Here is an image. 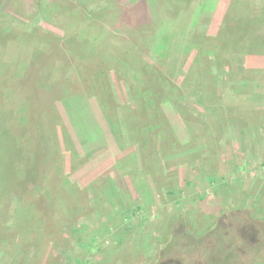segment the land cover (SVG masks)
Wrapping results in <instances>:
<instances>
[{"label":"rangeland","instance_id":"rangeland-1","mask_svg":"<svg viewBox=\"0 0 264 264\" xmlns=\"http://www.w3.org/2000/svg\"><path fill=\"white\" fill-rule=\"evenodd\" d=\"M147 1V12L160 16L159 4L153 0L155 6L149 10ZM230 2L215 0L205 10L208 22L201 27L203 32L217 33ZM245 2L251 16L264 11V0ZM136 4L134 0H0V32L12 28L25 32V39L35 34L39 48L46 49L44 56L38 54L44 61L40 67L38 55L31 56L34 44L24 45L26 51L11 41L0 48V109L14 113L10 118L3 115L4 125L11 132V121L23 124L24 115L30 129L17 164L22 183L12 184L6 198L12 212L3 210L8 204L0 198V264H152L175 235L184 247L188 243L197 248L196 264H264L263 255L260 258L239 236L255 241L253 221L261 222L257 231L264 233V50L245 55L243 62L259 70L248 74L247 80L259 97L198 99L194 83L189 87L181 83L192 51L180 52L170 65L149 66L167 97L160 105L161 122L139 104L148 100L139 95V70L150 58L136 29L141 18L133 10ZM186 20H176L174 27L181 31ZM69 33L88 41L91 50L82 52L102 53L104 61L84 69L71 66L65 46ZM61 55L66 62L56 61ZM213 55L206 60L208 67L211 64L213 71L228 77L227 58L216 66ZM11 58L19 64L29 61L18 64L20 72L6 79ZM53 59L55 72L44 64ZM102 71L108 75L106 84L92 75ZM245 76L239 75L235 82ZM144 121L153 125L159 121L162 132L149 128L139 134L138 124ZM112 123L119 127L117 135L111 133ZM21 131L28 130L18 126L16 132ZM155 132L162 134L153 137ZM44 136L50 145L59 143L55 162L63 183L54 187V193L62 203L73 191L65 205L74 209L75 203L69 221L78 228L77 236L68 221L60 224L57 218H44L46 225L34 217L41 207L52 206L36 189L42 182L37 157ZM162 137L172 143L162 142ZM71 147L77 155L69 151ZM25 207L34 213L30 225L20 220ZM77 238L91 243L83 247ZM197 239L203 242L199 247ZM169 253L159 264H180L184 251Z\"/></svg>","mask_w":264,"mask_h":264},{"label":"trees","instance_id":"trees-1","mask_svg":"<svg viewBox=\"0 0 264 264\" xmlns=\"http://www.w3.org/2000/svg\"><path fill=\"white\" fill-rule=\"evenodd\" d=\"M134 1L137 2V4L133 7L134 12H140L141 14L140 22L137 25L136 29L140 33L142 50H146L150 58V61L145 62L146 64H143V66L141 67V69H143L139 70V95L142 94V96L144 97L143 99L146 98L145 95H147L148 98L147 102H139L142 111H145L146 108H148L152 111L153 117L156 116V118H158L161 122L164 121L160 105L162 102L167 101V97L164 95V92L158 85V82L156 80L157 78H155L152 72L150 73L148 67H162L168 64L170 65L169 62H171V60H175L180 52H183L185 54L186 52L189 53L190 51L194 52V57L190 63L189 69L184 75L183 81L181 83L188 87L191 85V83H194L192 84V87H194V89L198 92L196 96L198 99H242L245 96L249 95L252 97L253 95L256 97L261 96L260 92L255 91L256 89L254 90L252 87H250L247 82L249 77L248 74L258 72L259 70L247 68L243 64V62L245 55L264 50V11L259 15L251 16L249 14L252 13H247L246 11L247 5H245V0H231L229 7L224 13L217 33L215 35H208L205 31L203 32L201 30V27L208 22L206 15H204L205 10L211 8L214 5L215 0H155L160 6V11H158V14L160 16H157V14L153 11H150V13L147 12V0ZM155 1L150 0L151 5L148 8L149 10L151 9V6L152 8L155 6ZM38 13H43V9H39ZM157 17L158 19L157 21H155ZM179 17H184L185 19H187L186 21H184V26L181 31H179L178 28L174 27V22L180 19ZM127 18H129V16H127L126 19ZM76 26L77 25H75V27ZM78 27L79 26H77L76 28ZM10 31L7 33L0 32L1 49L8 47L9 41H11L12 43H19V51L21 49H25V51L28 50V48H26L24 45L34 44L36 47H34L35 49L31 56L36 57L39 53H41V56L45 55L46 49L39 48V46L37 45V36L35 34H29L27 35L29 37H26L25 39V32L19 34L17 30L14 31L12 30V28H10ZM23 39H25V41ZM21 45H23L24 47H22ZM65 46L66 48L68 47V51H70L68 60L71 62V66L74 64L75 66L84 69L86 65L91 64L92 62L98 61L102 63V61H104L105 55H103L102 53L94 54L92 52H82L86 49L91 50V48L89 47L90 45L88 44L87 40L85 41L83 38L78 39V36L75 33H69L66 39ZM212 52L214 53L213 58L217 61L216 66L217 64L218 66L224 65V60L222 57L227 58L228 64L230 63L227 71V73L229 74L228 77L222 76L217 70L213 71L210 66L211 64H209L208 67L206 60ZM22 55L23 54H21V56ZM93 55H95V57H93ZM20 59L23 60L22 58ZM10 60L11 65L6 79L17 75L18 73H16V71L20 72V69H18L17 67L21 66L22 64L27 65L29 61H22L19 64L18 60H15L13 58H11ZM58 60L66 62V59L62 55L57 57L56 61ZM56 61H54L53 59L52 61H48V63L44 64L48 67H52L51 69L55 72L58 69V67L54 63ZM38 62L41 63L44 61H41V58H39ZM39 66L42 67V63ZM83 72L84 71H81V75L84 77L85 74ZM53 74L57 75L56 73ZM192 74L194 75L195 80H192L191 82L190 78ZM242 74L247 76H245L241 82L236 83L235 81L238 80H236V78ZM92 75L93 77H96V79H104L105 84L107 83V80H109L108 75L105 76V71H102L100 73H93ZM2 112L3 111L0 109V198L2 197V201L6 206V198L13 191L12 184L22 183L21 172L17 168V164L24 156L21 146L23 145V143H26V138L28 137V132L30 129L27 126L28 119L23 115V124H20L19 120L11 121L10 132L8 128L9 126L4 125L6 117L3 115L5 114L8 118H10L11 113L12 116L14 115V113L12 110H5L4 113ZM14 112H17V108ZM18 126H20L23 130L28 131H24V134L22 131L18 133L16 132ZM109 128L113 135L118 134L117 128L119 127L117 125L112 123ZM138 128L139 129L137 130L139 134L142 131L147 132L149 128H152V130L153 128H160V131L162 132V127L159 121L156 124L154 123V125L152 123L144 121L138 124ZM161 132H155L154 134H152V136H160L162 134ZM20 134L22 136H20ZM151 139V137H149L147 140L145 139L143 141V145L144 142L148 143V141H150ZM66 141L71 146V143L67 140V138ZM162 142L172 143L171 138L168 137H162ZM41 144L42 150L37 157L39 162L37 165V174H41L42 182L41 185H38L39 187H37L36 189L41 192V197H44V199L48 202L50 200L49 203L52 204V206L50 207L51 209H48V205L45 208L44 206L41 207L42 209H40L39 212L36 213V215H34L33 210L25 207V210L22 209L24 210V212L22 213L20 218V220L22 221L21 223L27 224L26 222H28V224H32L35 217L40 219L43 224L48 225V221H46L44 218H47V220H53L57 218L60 221V224L64 220L68 221L69 228L71 229V231L75 232L77 236L80 234L78 232V228L73 225V221H69L71 219V216H73V214L75 213V203L74 209L73 206L68 209V207L65 205V203H67L71 199L69 198V196L73 191L70 190V192H68L67 197H65L62 203L55 197L54 193L56 191L54 187L58 183L60 185H62L63 183L60 177L61 167H58L57 163L55 162L56 153L60 151L58 149L59 143L56 142L53 145H50L48 143V140H46V137L44 136ZM25 146L26 149L30 148V146ZM69 151L73 155H77L72 147L69 149ZM130 154L133 155V153ZM232 172L234 171L232 170ZM108 173L110 172H106L103 177L108 176ZM109 189L111 190V188ZM24 191L27 192V188H24L23 192ZM114 193L116 194V192ZM145 196L148 197V195ZM73 197L77 199L78 194H75ZM56 201L61 205L58 206V203ZM7 204L8 205L5 207V209H3L4 211L11 210L9 203ZM10 212H12V210ZM26 216L27 219L23 221L24 217ZM257 222L253 221V223L256 224V229L254 226L253 228L254 230H256L255 233L258 234V236L254 238L255 241H250L251 237H243V234H239V236L242 242L244 241L247 243L249 249L258 251L260 258H262L261 256L263 255L262 259H264V233L261 234L260 231H257V229L259 228L257 227V224H261L260 221ZM84 226L85 225H83V227ZM179 237L180 236L175 235L172 236L171 239H167L165 249L157 254V259H155L152 264H159V260L162 257L166 258V256L170 254V251H175V255H177V252L182 250L184 251V255L182 256V260L180 258V264H196L197 258L195 249L197 248H194L193 245H189L186 242L184 247V243L182 244L181 241H179ZM207 238H209V236ZM77 239L80 244L83 245V247L86 246V244L91 243H86L85 240H82L83 238ZM80 239L82 240V242L80 241ZM195 241V246L198 245L197 247L200 246V243H203L198 239ZM9 263L11 264V261H9ZM9 263L7 261V264Z\"/></svg>","mask_w":264,"mask_h":264}]
</instances>
